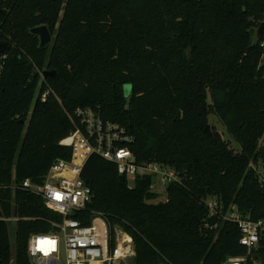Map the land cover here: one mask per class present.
I'll return each instance as SVG.
<instances>
[{"label":"trees","instance_id":"trees-1","mask_svg":"<svg viewBox=\"0 0 264 264\" xmlns=\"http://www.w3.org/2000/svg\"><path fill=\"white\" fill-rule=\"evenodd\" d=\"M263 18L264 0H0V264H31L29 236L56 231L61 216L21 185L70 159L60 141L81 128L78 107L123 127L137 163L171 168L181 182L152 203L150 175L128 187L114 163L92 154L81 172L92 198L73 218L87 224L95 210L123 227L133 264H264V240L248 253L234 223L203 226L207 196L264 219V189L248 167L264 155ZM41 25L52 37L44 48L30 32ZM209 115L239 151L204 133Z\"/></svg>","mask_w":264,"mask_h":264},{"label":"built area","instance_id":"built-area-1","mask_svg":"<svg viewBox=\"0 0 264 264\" xmlns=\"http://www.w3.org/2000/svg\"><path fill=\"white\" fill-rule=\"evenodd\" d=\"M260 46L264 47V37ZM48 91L46 89L42 93V101ZM74 116L81 128L60 141L61 145L71 148L70 159L53 161L42 183H33L29 179L22 182L21 188L41 197L49 210L61 216V220L54 224L55 232L29 236L27 255L31 264H62L61 250L64 253L63 264H128L134 257V244L128 231L118 224L111 226L100 211H90L87 224L72 217L76 212H82L92 198L91 189L81 178L86 160L95 154L114 163L117 173L127 180L128 187H132L137 178L150 175V188L158 193L166 194L167 185L180 183L181 179L173 169L158 163H137L128 147L133 138L119 124L103 120L92 108L78 107ZM258 146L264 148V134ZM259 155L250 160L248 167L264 189V155ZM203 202L207 207L204 228L215 230L222 221L234 223L240 234L239 244L248 253L257 249L260 241L264 240V219L252 220L243 216L235 205L223 208L215 196H207ZM245 262L246 256H237L228 257L221 264Z\"/></svg>","mask_w":264,"mask_h":264},{"label":"water","instance_id":"water-1","mask_svg":"<svg viewBox=\"0 0 264 264\" xmlns=\"http://www.w3.org/2000/svg\"><path fill=\"white\" fill-rule=\"evenodd\" d=\"M30 32L38 36L40 48H44L51 43L52 37L46 26L41 25L34 27L30 30ZM263 37H264V18L259 24V26L256 28V32H255V38L257 40H261ZM6 48H7L6 42L0 43V53L3 52ZM33 75H36V71L33 72ZM41 75L43 78H47V77L55 78L56 72L55 70H44L41 72ZM127 86L130 90V86L129 85ZM204 133H206L207 135H211L210 127L208 124L204 128Z\"/></svg>","mask_w":264,"mask_h":264},{"label":"rangeland","instance_id":"rangeland-1","mask_svg":"<svg viewBox=\"0 0 264 264\" xmlns=\"http://www.w3.org/2000/svg\"><path fill=\"white\" fill-rule=\"evenodd\" d=\"M124 94L126 96L129 95L130 93V90L128 88L127 85L124 86ZM208 125L210 127V131L212 132V130H216L218 133H220L221 137L226 141L228 142L229 144V147H231L233 150L235 151H239L240 148H239V145L227 134L225 128L223 127V125L217 120V118L214 116V115H209L208 116ZM166 198V194L164 192H160L159 193V196H157L155 199L149 201V202H152V203H157V202H160V201H164ZM10 241H11V261L13 262L14 260V244H13V235L10 234ZM60 263H64V253L63 251L61 250V253H60ZM128 264H133L132 260L128 263Z\"/></svg>","mask_w":264,"mask_h":264}]
</instances>
